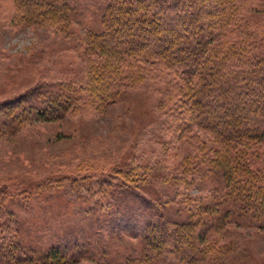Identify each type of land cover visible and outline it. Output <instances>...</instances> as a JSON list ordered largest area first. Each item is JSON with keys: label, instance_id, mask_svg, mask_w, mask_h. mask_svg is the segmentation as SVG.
Returning a JSON list of instances; mask_svg holds the SVG:
<instances>
[{"label": "trees", "instance_id": "1", "mask_svg": "<svg viewBox=\"0 0 264 264\" xmlns=\"http://www.w3.org/2000/svg\"><path fill=\"white\" fill-rule=\"evenodd\" d=\"M1 3L10 26L76 28L77 47L89 53L86 68L74 76L37 85L0 103V131L15 130L40 116L61 119L81 107L103 112L127 89L151 79L166 82L160 127L173 137H185L194 149L170 179V193L180 197L185 217H159L156 222L148 218L139 234L141 248L127 263L219 264L218 240L211 234L233 225L264 230V42L243 32L249 25L244 11H264V0ZM135 170L114 168L109 178L98 181V207L108 210L114 205L110 194L119 182L136 189ZM141 172L140 187L149 184L148 174ZM195 184L214 197L189 204L187 199H197L183 195L180 188ZM157 193L160 201L164 196ZM5 224L0 220L1 254H16L15 262L25 261L26 254L15 251L16 232ZM65 249L51 244L32 254L54 264L98 254L94 248H81L77 255Z\"/></svg>", "mask_w": 264, "mask_h": 264}, {"label": "rangeland", "instance_id": "2", "mask_svg": "<svg viewBox=\"0 0 264 264\" xmlns=\"http://www.w3.org/2000/svg\"><path fill=\"white\" fill-rule=\"evenodd\" d=\"M1 1L0 103L86 68L89 52L82 54L77 47L76 28L10 26ZM244 16L248 39L264 42V11L248 10ZM165 87V81L151 79L127 89L103 112L81 107L61 119L40 116L15 130L0 131V220L16 232L12 238L18 256L28 257L15 262L16 254L0 252V264H54L32 253L58 243L68 254L77 255L81 248L98 253L95 258L77 256L69 264H130L127 257L138 254L139 234L148 218L184 219V204L178 195L172 198L170 179L194 149L185 137H173L160 127ZM118 167L136 169L137 187L119 182L110 194L114 205L105 210L97 204L98 181ZM142 170L149 184L140 187ZM157 190L164 196L160 201ZM180 190L197 199L186 200L192 206L199 204L198 199L214 197V192L196 184ZM210 237L218 240L220 249L215 263L264 264V230L233 225Z\"/></svg>", "mask_w": 264, "mask_h": 264}]
</instances>
